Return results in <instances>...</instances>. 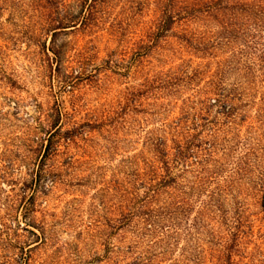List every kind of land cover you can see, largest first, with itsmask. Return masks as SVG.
<instances>
[{
	"label": "rangeland",
	"instance_id": "obj_1",
	"mask_svg": "<svg viewBox=\"0 0 264 264\" xmlns=\"http://www.w3.org/2000/svg\"><path fill=\"white\" fill-rule=\"evenodd\" d=\"M188 6L0 0V264H264V50L244 17L161 30Z\"/></svg>",
	"mask_w": 264,
	"mask_h": 264
},
{
	"label": "trees",
	"instance_id": "obj_2",
	"mask_svg": "<svg viewBox=\"0 0 264 264\" xmlns=\"http://www.w3.org/2000/svg\"><path fill=\"white\" fill-rule=\"evenodd\" d=\"M169 1H176V0H169ZM184 2H189L190 6H188L185 10L182 11V13H168L165 12L163 17H166L164 20L165 25L161 28L164 32H169L172 30V26L175 23V20L177 17L182 19H188V18H197L199 16H207V17H227L232 16V18L235 20H238L240 17H244V25L241 27H244V33L252 39L253 43L255 45H258L263 48L264 50V42L259 44L257 42L258 39H263L264 36L262 33H264V0H183ZM75 17H71L69 19H66L65 21H60L58 26H61L55 30L58 29H67L71 27H75ZM71 24H74V26H70ZM237 26L238 24H234ZM240 27V28H241ZM54 30V31H55ZM56 34V33H54ZM257 42V43H255ZM247 50L251 51L250 53H253L252 47H248L246 45ZM261 59L264 58V52H262V55L260 57ZM251 70V68H250ZM218 96L217 103L219 104L220 114L224 115L225 117L231 118L234 115L235 108L230 103V95L225 92L224 89L218 88L209 91L207 95ZM237 100L240 101V99L243 98L242 93H237L236 95ZM204 145H207L205 143ZM212 145V144H211ZM57 145H47L46 151L49 152H55L57 150ZM193 153L189 150V148H186L184 151H181L179 153V160L182 163H187L188 159H191ZM175 181L173 179H166L165 177L157 178L154 180H151L150 183H148L147 190L145 191L144 197H138V201L146 204H153L158 203L164 193L165 188L170 185L171 183H174ZM212 183V181L207 182L204 180H200L198 182V186L203 188L206 184ZM143 185L142 183H140ZM140 215H144L143 218L145 224L150 226L151 223H153L154 220H156L154 217L151 216V214L139 211H136L135 213H130L129 215L123 216L121 220V227H125L128 225V222H131L132 217H140ZM153 220V221H152Z\"/></svg>",
	"mask_w": 264,
	"mask_h": 264
}]
</instances>
